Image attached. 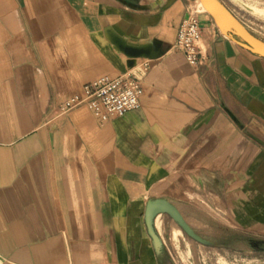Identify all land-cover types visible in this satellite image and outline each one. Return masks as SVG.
<instances>
[{
  "label": "crops",
  "instance_id": "0c3cea01",
  "mask_svg": "<svg viewBox=\"0 0 264 264\" xmlns=\"http://www.w3.org/2000/svg\"><path fill=\"white\" fill-rule=\"evenodd\" d=\"M189 12L197 67L172 49ZM0 55V264H164L144 223L156 198L205 244L264 234V58L194 1L0 0ZM124 74L138 108L61 110Z\"/></svg>",
  "mask_w": 264,
  "mask_h": 264
},
{
  "label": "rangeland",
  "instance_id": "374dc122",
  "mask_svg": "<svg viewBox=\"0 0 264 264\" xmlns=\"http://www.w3.org/2000/svg\"><path fill=\"white\" fill-rule=\"evenodd\" d=\"M192 1L199 10L207 11L201 7V0ZM220 2L252 35L264 42V0ZM201 37L197 43L199 48ZM0 68H4V55H0ZM4 75L5 71L0 70V76ZM175 229H180L175 221L168 214L160 213L156 230L164 242V264H264V234L259 231L246 236L232 227L220 238L212 239L227 246H216L198 242L181 229L179 232Z\"/></svg>",
  "mask_w": 264,
  "mask_h": 264
},
{
  "label": "built area",
  "instance_id": "2783aa9c",
  "mask_svg": "<svg viewBox=\"0 0 264 264\" xmlns=\"http://www.w3.org/2000/svg\"><path fill=\"white\" fill-rule=\"evenodd\" d=\"M201 28L195 12H189L182 20L172 49L180 52L193 67L200 66L204 57L198 47ZM143 88L140 80L124 74L116 77H101L83 85L80 93L65 100L64 112L84 107L99 123L123 116L140 106Z\"/></svg>",
  "mask_w": 264,
  "mask_h": 264
},
{
  "label": "water",
  "instance_id": "95a60500",
  "mask_svg": "<svg viewBox=\"0 0 264 264\" xmlns=\"http://www.w3.org/2000/svg\"><path fill=\"white\" fill-rule=\"evenodd\" d=\"M204 8L213 16L223 28L234 31L255 53L264 58V42L252 35L219 0H201ZM160 213L168 214L188 236L194 240L206 243L183 219L177 208L162 198L149 200L145 205L144 223L156 251L162 248V240L155 228L156 216Z\"/></svg>",
  "mask_w": 264,
  "mask_h": 264
},
{
  "label": "bare ground",
  "instance_id": "6f19581e",
  "mask_svg": "<svg viewBox=\"0 0 264 264\" xmlns=\"http://www.w3.org/2000/svg\"><path fill=\"white\" fill-rule=\"evenodd\" d=\"M201 7L204 9V6H203V4H201ZM155 226H156V228L158 229V217L156 218V221H155ZM175 231H180V229H175Z\"/></svg>",
  "mask_w": 264,
  "mask_h": 264
}]
</instances>
